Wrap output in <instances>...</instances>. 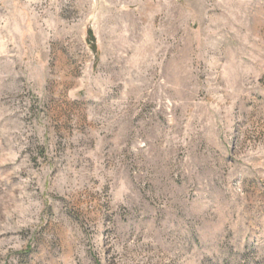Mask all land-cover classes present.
I'll return each instance as SVG.
<instances>
[{
    "label": "rangeland",
    "instance_id": "rangeland-1",
    "mask_svg": "<svg viewBox=\"0 0 264 264\" xmlns=\"http://www.w3.org/2000/svg\"><path fill=\"white\" fill-rule=\"evenodd\" d=\"M0 264H264V0H0Z\"/></svg>",
    "mask_w": 264,
    "mask_h": 264
}]
</instances>
